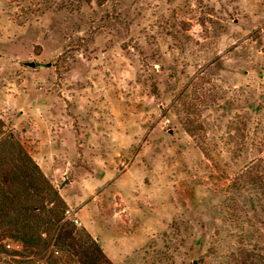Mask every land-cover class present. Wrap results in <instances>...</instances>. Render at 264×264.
<instances>
[{
    "label": "rangeland",
    "instance_id": "1",
    "mask_svg": "<svg viewBox=\"0 0 264 264\" xmlns=\"http://www.w3.org/2000/svg\"><path fill=\"white\" fill-rule=\"evenodd\" d=\"M6 136L112 264H264V0H0Z\"/></svg>",
    "mask_w": 264,
    "mask_h": 264
},
{
    "label": "trees",
    "instance_id": "2",
    "mask_svg": "<svg viewBox=\"0 0 264 264\" xmlns=\"http://www.w3.org/2000/svg\"><path fill=\"white\" fill-rule=\"evenodd\" d=\"M0 179V264L46 255V264H112L84 228L65 220L67 203L13 136L0 140ZM8 238L23 250H8Z\"/></svg>",
    "mask_w": 264,
    "mask_h": 264
},
{
    "label": "built area",
    "instance_id": "3",
    "mask_svg": "<svg viewBox=\"0 0 264 264\" xmlns=\"http://www.w3.org/2000/svg\"><path fill=\"white\" fill-rule=\"evenodd\" d=\"M70 214V212L69 211H67V213H66V215H69ZM7 248H9V249H16V246H15V244H11V243H9L8 245H7Z\"/></svg>",
    "mask_w": 264,
    "mask_h": 264
}]
</instances>
